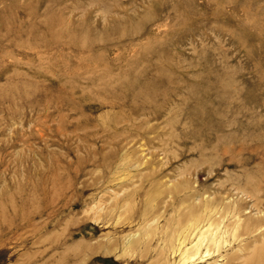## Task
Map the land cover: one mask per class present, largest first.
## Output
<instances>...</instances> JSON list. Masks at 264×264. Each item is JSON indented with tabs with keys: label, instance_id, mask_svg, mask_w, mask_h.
<instances>
[{
	"label": "rangeland",
	"instance_id": "rangeland-1",
	"mask_svg": "<svg viewBox=\"0 0 264 264\" xmlns=\"http://www.w3.org/2000/svg\"><path fill=\"white\" fill-rule=\"evenodd\" d=\"M203 228L180 264H264V0H0V264H179Z\"/></svg>",
	"mask_w": 264,
	"mask_h": 264
},
{
	"label": "bare ground",
	"instance_id": "bare-ground-1",
	"mask_svg": "<svg viewBox=\"0 0 264 264\" xmlns=\"http://www.w3.org/2000/svg\"><path fill=\"white\" fill-rule=\"evenodd\" d=\"M189 230H190V228H189ZM206 232H207V229H204V228L200 229L199 233L197 234V236L195 238H193V239L185 238L183 241H181V243L179 244V246H180L179 249H181L182 246H183V248L181 249V258H180L179 264L192 262L199 254H201V247L206 241L207 242H213V243H215V245H217V247H220V240H218L217 235L214 234L212 237L207 238L208 235ZM190 240H192V241H190ZM207 253L208 252H206V255H207ZM198 259H200V258H198Z\"/></svg>",
	"mask_w": 264,
	"mask_h": 264
}]
</instances>
